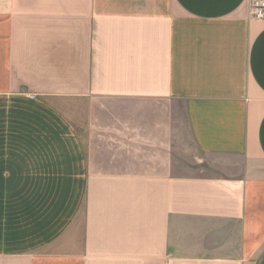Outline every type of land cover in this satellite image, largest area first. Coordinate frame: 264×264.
<instances>
[{
	"label": "crops",
	"instance_id": "1",
	"mask_svg": "<svg viewBox=\"0 0 264 264\" xmlns=\"http://www.w3.org/2000/svg\"><path fill=\"white\" fill-rule=\"evenodd\" d=\"M252 6L0 0V264H264Z\"/></svg>",
	"mask_w": 264,
	"mask_h": 264
},
{
	"label": "built area",
	"instance_id": "2",
	"mask_svg": "<svg viewBox=\"0 0 264 264\" xmlns=\"http://www.w3.org/2000/svg\"><path fill=\"white\" fill-rule=\"evenodd\" d=\"M255 18H264V0H252Z\"/></svg>",
	"mask_w": 264,
	"mask_h": 264
},
{
	"label": "rangeland",
	"instance_id": "3",
	"mask_svg": "<svg viewBox=\"0 0 264 264\" xmlns=\"http://www.w3.org/2000/svg\"><path fill=\"white\" fill-rule=\"evenodd\" d=\"M252 1V0H251Z\"/></svg>",
	"mask_w": 264,
	"mask_h": 264
}]
</instances>
